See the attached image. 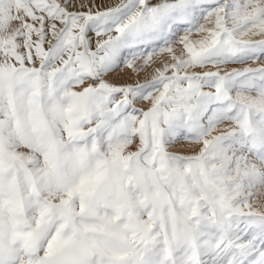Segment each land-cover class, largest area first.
Returning a JSON list of instances; mask_svg holds the SVG:
<instances>
[{
    "label": "snow or ice",
    "instance_id": "snow-or-ice-1",
    "mask_svg": "<svg viewBox=\"0 0 264 264\" xmlns=\"http://www.w3.org/2000/svg\"><path fill=\"white\" fill-rule=\"evenodd\" d=\"M0 264H264V0H0Z\"/></svg>",
    "mask_w": 264,
    "mask_h": 264
}]
</instances>
